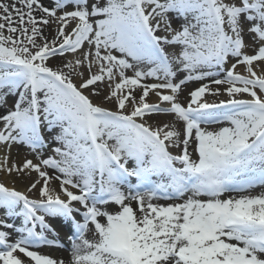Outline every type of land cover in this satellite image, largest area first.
Masks as SVG:
<instances>
[{"label": "snow or ice", "instance_id": "obj_1", "mask_svg": "<svg viewBox=\"0 0 264 264\" xmlns=\"http://www.w3.org/2000/svg\"><path fill=\"white\" fill-rule=\"evenodd\" d=\"M9 95L0 144L39 162L0 158L37 173V198L0 183V264H264V191L243 194L264 188V0H0V107Z\"/></svg>", "mask_w": 264, "mask_h": 264}, {"label": "bare ground", "instance_id": "obj_2", "mask_svg": "<svg viewBox=\"0 0 264 264\" xmlns=\"http://www.w3.org/2000/svg\"><path fill=\"white\" fill-rule=\"evenodd\" d=\"M43 2L46 5H50V2H47L45 0H43ZM178 23H179V21H178ZM177 26H178V24H177ZM246 42L251 44L250 37L246 36ZM169 50L171 51V49H169ZM246 51H248L249 54H252L251 48L246 49ZM62 59H63L62 57L57 56V57L51 58L49 61L53 62L55 65H59L61 63ZM240 70L243 71L242 68ZM151 82H155V81L152 80ZM98 87L102 89L101 94L99 96L92 95L94 102L96 104L105 105V106H109V107L115 106V104L112 102H105L104 101V95L106 94L107 89L104 88L102 85H98ZM88 91L90 93L91 89H88ZM187 91H188L187 88L184 89V91L181 93V96L184 95L185 93H187ZM138 94L139 93H137V95ZM220 96H223V94ZM212 97L213 96H207V99L209 101H211ZM148 99H149V102L150 101L151 102L157 101V98L155 95H151V98H148ZM222 100H225V99H222ZM2 110H4V109L2 107H0V113ZM146 119L148 120V122L150 124L157 123V122H159L160 124H163L165 122L172 121L173 116L166 115V114H159V115H151L149 117H146ZM5 146L6 145L0 144V158L2 157V155H5V150H4ZM9 155L11 157L9 163L15 162L17 164H22L25 159H31V160H33L34 163L39 162L36 154L35 155L30 154V153L26 152L25 149H21L19 146H16V145L14 147H11ZM1 172L3 173L2 174L4 177L3 180H5L4 183H6L8 185V187H15L18 191H23V192H26L30 182L34 181L37 178V173L34 171L30 175L17 174L16 172L11 173L10 175H6L4 171H1ZM52 187L58 191L59 190V182L58 181L53 182ZM30 194L36 196V190H33V192H31ZM55 225H56L57 229L59 228L58 230H59L60 234H62V236L66 238L67 233L64 231L65 228H62L60 226L59 220H57L55 222ZM55 225H54V227H55ZM7 231H11V230L7 229ZM51 251L54 252V254H53L54 257H62L64 259H67V257H68L67 252L62 251V249H60V248H54Z\"/></svg>", "mask_w": 264, "mask_h": 264}, {"label": "rangeland", "instance_id": "obj_3", "mask_svg": "<svg viewBox=\"0 0 264 264\" xmlns=\"http://www.w3.org/2000/svg\"><path fill=\"white\" fill-rule=\"evenodd\" d=\"M173 27H175V25H173ZM54 28H55V26L54 25H52V26H50V27H48L46 30H45V35H48L49 37H51V35L54 33ZM87 47V46H86ZM48 64H49V66H52V67H56V66H58V65H55L53 62H50V61H48ZM85 75H87L86 73H85ZM74 82L75 83H77V84H79L80 83V80H79V78H74ZM197 86H199V82H190L187 86H185V88L184 89H186L187 88V93L191 90V89H193L194 87H197ZM245 97H248L247 95H244ZM149 98H151V95L149 96ZM181 98V100H183V97H180ZM186 98H187V95H186ZM226 98H228L227 97V95H223V96H219V97H212V99H211V101H215V102H217V101H219V100H221V99H226ZM16 99H14V96H12V95H9L8 97H7V104H6V106H4V107H2L4 110H2L1 111V113H0V115H3V114H5L9 109H11V108H13V102L15 101ZM210 101V102H211ZM104 106V105H103ZM109 107V106H108ZM111 107H115L116 108V106H111ZM2 125L0 124V127H1ZM219 126H221V125H213L211 128H217V127H219ZM59 131V129L57 128V129H55L54 130V133L55 132H58ZM53 133V134H54ZM46 138H47V142L48 143H51V144H54V141H52V138H51V135L46 131ZM20 146V145H19ZM20 148H21V146H20ZM176 150H179V149H177V148H175ZM5 154H9V150L7 149V148H5ZM44 153H42L41 155H43ZM4 155H2V157H3ZM10 156V155H9ZM1 157V158H2ZM10 159H11V157L9 158V162H10ZM50 170V169H49ZM50 172L52 173V170H50ZM3 173L0 171V183H4L5 182V180H3V175H2ZM5 174L6 175H10V174H7L6 172H5ZM31 183V182H30ZM4 184H6V183H4ZM30 185V184H29ZM39 187V186H38ZM264 191V188L263 189H261V190H258V191H254V192H250V193H243V194H251V195H253V194H258V193H260L261 191ZM36 196H37V190H36ZM67 243V242H66ZM45 249H38V251L40 252V253H42V254H49V255H52V256H54L53 254H54V252H52L51 250L53 249L52 247H50V248H46V247H44ZM60 249H62V248H60ZM62 251H65V252H67L66 250H64V249H62ZM69 254H68V252H67V256H68ZM68 258V257H67ZM65 260H67V259H65Z\"/></svg>", "mask_w": 264, "mask_h": 264}]
</instances>
